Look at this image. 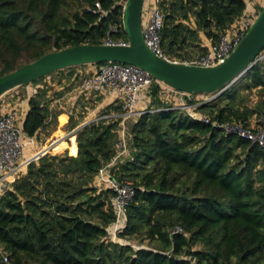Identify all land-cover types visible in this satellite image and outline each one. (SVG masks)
<instances>
[{
	"label": "trees",
	"instance_id": "obj_1",
	"mask_svg": "<svg viewBox=\"0 0 264 264\" xmlns=\"http://www.w3.org/2000/svg\"><path fill=\"white\" fill-rule=\"evenodd\" d=\"M122 5L0 0V76L52 51L102 44L107 34L126 40ZM263 5L248 16L254 20ZM158 6L162 49L178 59L203 53L248 12L247 0H159ZM242 76L245 89L264 96V56ZM239 92L229 86L196 110L249 125L262 109L245 105ZM148 93L147 109L154 110L128 119L129 157L111 166L116 179L134 188L117 239H110L113 192L96 185L99 169L118 152L120 120L111 117L79 129L69 152L27 163L0 195V264L3 254L13 264H264V149L172 108L174 101H163L158 85ZM43 97L38 88L28 99L22 123L28 136L47 125ZM176 227L183 232L171 233Z\"/></svg>",
	"mask_w": 264,
	"mask_h": 264
},
{
	"label": "built area",
	"instance_id": "obj_2",
	"mask_svg": "<svg viewBox=\"0 0 264 264\" xmlns=\"http://www.w3.org/2000/svg\"><path fill=\"white\" fill-rule=\"evenodd\" d=\"M125 3L126 0H123V12ZM158 3L159 0H152L148 6L147 20L142 27L144 42L156 55L174 62L208 66L223 59L244 34L243 28L246 26L249 27L253 21L250 16L244 15L248 17H241L238 24L239 27H233L229 32L221 34L217 41L210 43L203 53L190 58H171L164 52L161 46L160 29L162 27L163 14ZM95 6L100 14H107V11L100 8L99 3H96ZM239 28L240 30L238 31ZM116 30V27H110V31L115 32ZM102 44L127 45L128 40H114L107 34L102 39ZM152 81L153 77L138 66L120 62H104L95 67L93 72L82 77L78 83V87L87 93L112 96L115 103L121 108L120 111L111 113V117L120 120V135L116 143L118 152L111 161L104 164L98 171L100 183L107 186L113 192L115 218L110 234L112 241L117 239L116 233L127 211L128 203L134 195V188L130 184L116 179L111 173V166L117 162L121 155L128 153L125 124L128 119L154 110L137 108L139 94L146 91L149 96L148 92L151 88ZM157 85L160 88L161 99L163 101L169 102L172 98L174 99L176 104L172 108L181 109L195 119L205 123H211L226 133H234L248 139L264 149V118L260 119L259 126L257 127H252L250 124L248 125L241 121L220 122L212 119L206 113H198L195 111L196 107L200 104L214 99L218 95L217 93L211 99L204 96L198 99V101H194L195 94L174 89L158 80ZM18 113V110L15 108H10L6 111L0 110V195L7 191L10 185L22 176V169L25 164L47 154L52 145L59 139L52 140L47 147L36 152L29 160L25 161L23 159V150L26 145L33 142L34 138L25 134L18 124ZM175 232H183V229L176 227L171 233ZM2 260L4 264H13L6 254H3Z\"/></svg>",
	"mask_w": 264,
	"mask_h": 264
},
{
	"label": "water",
	"instance_id": "obj_3",
	"mask_svg": "<svg viewBox=\"0 0 264 264\" xmlns=\"http://www.w3.org/2000/svg\"><path fill=\"white\" fill-rule=\"evenodd\" d=\"M145 0H126L123 26L128 44H78L49 52L0 76V100L11 90L54 71L81 64H132L174 89L189 93H217L227 89L264 54V5L231 51L221 60L200 66L174 62L156 55L145 44L142 13Z\"/></svg>",
	"mask_w": 264,
	"mask_h": 264
},
{
	"label": "crops",
	"instance_id": "obj_4",
	"mask_svg": "<svg viewBox=\"0 0 264 264\" xmlns=\"http://www.w3.org/2000/svg\"><path fill=\"white\" fill-rule=\"evenodd\" d=\"M151 1L152 0H146L147 4L144 7L146 15H148L147 9ZM254 6L256 7V4H254ZM87 66H89L91 70L86 74L81 73V68H83L81 66L54 71L44 76V78L40 80L42 83L37 81L36 83L24 85L21 91L22 97L18 96L13 98L15 93H12L0 100L1 111L15 108L19 112L18 116H22V120H24L25 113L28 109L29 97L34 95L38 88L44 89L42 102H44L48 109L49 115L47 118V125L43 130L39 131L37 135L31 136L34 138L33 142L26 145L23 150V159L25 161L29 160L36 152L47 147V144L49 145V142L56 138L59 139L55 142L56 144H53L54 146L52 145L51 147L54 151L69 148L72 144L76 145V133L79 129L99 119H109L111 118V113L116 112L113 111V107L119 105L115 103L112 96L87 93L78 87L81 78L95 70V66ZM171 95L174 97L173 94ZM199 95L201 94L194 95V101L200 99ZM148 99L150 102V98ZM171 101H174V99L172 98ZM106 107H108V111H102L105 110ZM137 108L140 109L139 104ZM100 111L102 114L98 115ZM196 112L201 113L203 111L196 110ZM22 123L23 121L20 124L21 128ZM71 123L76 125L74 128L68 129L67 131L65 127H69ZM52 150L49 151V154H51L50 152H52ZM25 167L26 164L22 171H24Z\"/></svg>",
	"mask_w": 264,
	"mask_h": 264
},
{
	"label": "rangeland",
	"instance_id": "obj_5",
	"mask_svg": "<svg viewBox=\"0 0 264 264\" xmlns=\"http://www.w3.org/2000/svg\"><path fill=\"white\" fill-rule=\"evenodd\" d=\"M251 1H255V2H251ZM263 3H264V0H247V8H248L247 11L248 12L246 14L247 15H249V14L251 15L253 13V9H255L257 7V6L255 7L254 4H256V5L259 4L260 5V4H263ZM145 5H146V3H145ZM244 17H248V16H244ZM146 20H147V15H146L145 10H144V12L142 13V24H144ZM262 53L264 54V49H263ZM196 55L197 54L193 55L192 57H195ZM87 65H89V64H87ZM87 65L83 66V68H81V70L83 71V72L81 71V73L86 74L87 72H89L91 70V68H89V66H87ZM242 78H243V76H240L230 86H233V85L237 86V88L240 91L239 92L240 95L244 99V104L247 105L248 107H252L253 108L256 103H258L260 105L262 110L260 112H254L253 116L250 117V125L252 127H257V126H259L258 124H259L260 119L264 118V106H263L264 96L262 95V93L258 89H255V88H248V89L246 88L245 89V87L243 85V82H242ZM23 87H24V85L11 90L10 92L6 93L1 99H3L4 97H7L9 94H12V93H15V96L13 95V98L14 97L16 98L18 96L22 97V92L21 91H22ZM39 89H41V88H39ZM200 94H201V95H199L200 99H201V97H204V96L211 99L216 93H200ZM148 98H149V96H148L146 91H143V92H141L139 94L138 104H139L140 109H146V108L149 107V99ZM102 111H104V110H102ZM204 112L208 113V111H204ZM99 114H102V112L101 111L98 112V115ZM133 118L134 117H132L130 119H133ZM22 121H23L22 120V116L19 115L18 116V124L20 125ZM128 123H125V124L127 125ZM69 127H65V128H67V131H68ZM49 143H51V141ZM47 146H48V144H47ZM50 150H52V148H50L49 151ZM66 150L68 152L70 151L69 148H65V149L55 150V151L52 150V152H50V153L51 154H56V153L57 154H61V153L65 152ZM127 157H129V153L128 154L124 153L123 155L120 156L119 159H125ZM96 185H97V187H101V188L103 186L101 183L97 184V182H96ZM135 241H137V240H135ZM142 243L146 244L145 241H143Z\"/></svg>",
	"mask_w": 264,
	"mask_h": 264
},
{
	"label": "bare ground",
	"instance_id": "obj_6",
	"mask_svg": "<svg viewBox=\"0 0 264 264\" xmlns=\"http://www.w3.org/2000/svg\"><path fill=\"white\" fill-rule=\"evenodd\" d=\"M55 144H56V143H55ZM55 144H54V145H55ZM54 145H53V146H54Z\"/></svg>",
	"mask_w": 264,
	"mask_h": 264
}]
</instances>
